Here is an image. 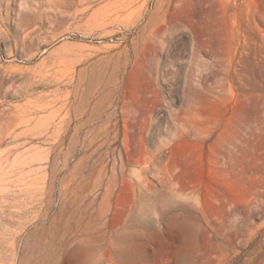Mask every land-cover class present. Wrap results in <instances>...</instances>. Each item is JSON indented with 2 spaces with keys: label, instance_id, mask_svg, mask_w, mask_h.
<instances>
[{
  "label": "rangeland",
  "instance_id": "1",
  "mask_svg": "<svg viewBox=\"0 0 264 264\" xmlns=\"http://www.w3.org/2000/svg\"><path fill=\"white\" fill-rule=\"evenodd\" d=\"M155 2L0 0V264H206L204 252L214 260L219 238L240 249L252 218H264L234 221L231 203L242 194L223 183L209 146L179 133L173 117L191 59L179 34L163 60L172 110L166 104L156 121L148 25ZM259 20L237 63L252 52L264 69ZM203 76L208 86L219 80L207 68ZM204 108L219 111L210 100ZM169 209L193 235L167 226ZM121 246L136 250L125 263Z\"/></svg>",
  "mask_w": 264,
  "mask_h": 264
},
{
  "label": "bare ground",
  "instance_id": "2",
  "mask_svg": "<svg viewBox=\"0 0 264 264\" xmlns=\"http://www.w3.org/2000/svg\"><path fill=\"white\" fill-rule=\"evenodd\" d=\"M218 2L219 5L209 0H156L153 4L148 25L154 45L156 110L159 113L156 121L161 122L160 110L166 104L171 109L170 102L163 100L164 76H167L165 90L172 83L168 81L170 73L164 72L163 60L165 56L170 58L172 42L179 34L189 39L190 68L184 79L182 108L175 116L165 109L164 116H174L181 137L210 147L206 158L215 164L223 183L242 194L240 203H231L230 212L234 221L240 222L242 216L264 211V69L258 68L252 52L241 60L243 64L237 63L239 46L247 42L250 35L258 34L259 18L264 15L258 0ZM221 11L227 20L226 32L218 27ZM205 68L219 74L216 85L204 84ZM176 75H180L179 69ZM205 100L218 104L216 117L206 112ZM179 136L177 134L172 141ZM252 219L240 241V249L232 246L227 237L219 238L214 260L210 259L209 251L204 252L206 264H235L246 248L250 251L239 264H264V249H259L260 244L264 246V218ZM162 220L183 238L193 235V229L173 209L164 211ZM125 239L126 236H122L119 240L122 243ZM134 250L132 246H121L116 254L125 263ZM79 251L75 248L67 252L68 258L75 260Z\"/></svg>",
  "mask_w": 264,
  "mask_h": 264
}]
</instances>
